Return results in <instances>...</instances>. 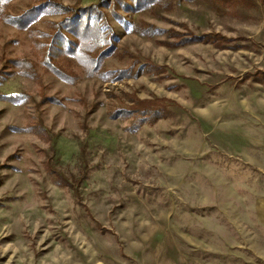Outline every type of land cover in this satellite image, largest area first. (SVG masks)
Masks as SVG:
<instances>
[{"label":"rangeland","instance_id":"1","mask_svg":"<svg viewBox=\"0 0 264 264\" xmlns=\"http://www.w3.org/2000/svg\"><path fill=\"white\" fill-rule=\"evenodd\" d=\"M211 1L0 0V264H264V3Z\"/></svg>","mask_w":264,"mask_h":264},{"label":"trees","instance_id":"2","mask_svg":"<svg viewBox=\"0 0 264 264\" xmlns=\"http://www.w3.org/2000/svg\"><path fill=\"white\" fill-rule=\"evenodd\" d=\"M264 3V0H261ZM212 4H216V6L220 5L221 3L225 2V3H229L232 7L237 6L239 3H247L249 5L254 6L255 2L253 0H212L211 1ZM220 8V7H219ZM88 13L91 12V9H87ZM76 21V19L70 20L68 22L67 26L65 29L67 30V28H73V24ZM203 36L198 37V39L202 38ZM54 46L56 47L57 44H62L63 41H61V39H54ZM64 43V42H63ZM58 46V45H57ZM68 48H71L68 46ZM93 48V47H91ZM61 73V72H60ZM264 73L263 70L261 69H257L255 70L254 75L259 77V74ZM260 80V79H259ZM138 100V98L136 99ZM167 99L164 98H156V99H140L139 101V106L137 107H130L128 109H124V110H120V112L113 114L115 117L119 116L122 118L128 117L127 115L129 114V112H131V114L133 115H137L133 116V123L130 126L131 130H136L137 128H139V126L142 123L145 122H155L157 119H159L161 116H165L168 114V109H167V104H165Z\"/></svg>","mask_w":264,"mask_h":264},{"label":"crops","instance_id":"3","mask_svg":"<svg viewBox=\"0 0 264 264\" xmlns=\"http://www.w3.org/2000/svg\"><path fill=\"white\" fill-rule=\"evenodd\" d=\"M259 219L262 221V224L264 225V200L259 203V213H258Z\"/></svg>","mask_w":264,"mask_h":264}]
</instances>
